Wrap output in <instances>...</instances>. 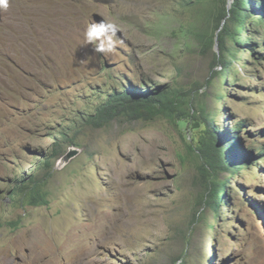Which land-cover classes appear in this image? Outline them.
Here are the masks:
<instances>
[{
  "label": "rangeland",
  "instance_id": "374dc122",
  "mask_svg": "<svg viewBox=\"0 0 264 264\" xmlns=\"http://www.w3.org/2000/svg\"><path fill=\"white\" fill-rule=\"evenodd\" d=\"M255 1L241 32L252 42L231 44L244 55L226 74L212 66L218 47L203 53L168 0L0 4V264H264V0ZM100 22L116 27L110 51L85 38ZM120 86L180 87L192 116L121 111L90 125ZM202 111L236 140L230 169L209 182L190 149L205 133ZM56 150L42 198L12 197ZM226 180L218 213L213 182Z\"/></svg>",
  "mask_w": 264,
  "mask_h": 264
},
{
  "label": "trees",
  "instance_id": "16d2710c",
  "mask_svg": "<svg viewBox=\"0 0 264 264\" xmlns=\"http://www.w3.org/2000/svg\"><path fill=\"white\" fill-rule=\"evenodd\" d=\"M168 1H171L175 7L171 12L182 16L181 32L189 38L192 37L203 53H211L212 49L217 46L219 52L211 53L213 69L222 67L223 74L228 73L234 61L239 60L238 54L244 55L242 51L232 49L231 44L234 43L240 47L241 43L252 42L250 39L245 42L241 37V32L245 33V29L249 31L245 27L248 23H252V15L247 8L256 10L257 2L255 0H234L229 7L230 0ZM262 23L264 20L261 22L264 26ZM119 89L120 91L114 90L113 93L105 95L103 102L96 108L95 114L86 116L90 125L101 127L104 123L114 119L121 111L129 112L136 119L146 120L163 117L171 121L179 119L185 122L192 116L189 113L190 93L180 87L153 88L147 86L144 89L135 90L132 87L120 86ZM201 115L203 124L206 126L205 133L197 142V146L191 145L190 149L196 161L200 163L202 176L209 182L218 171L230 169L228 164L225 165V156L227 150L230 152L235 150L232 144L236 140L228 136L227 132L220 131V127L209 119L205 112L202 111ZM62 156L63 151L56 150L55 154L44 156V160L38 162L39 165H32L37 173L29 178H23L22 182L12 189L11 196L21 194L23 198H26L30 193L32 201L37 203L42 198L41 190L51 177L56 161ZM235 170L237 171L236 168ZM43 172H45L44 178L40 175ZM228 184L229 180L213 182L211 205L218 213L222 204L227 202ZM195 219L196 226H198L206 220V217L205 215L201 218L194 216L193 221Z\"/></svg>",
  "mask_w": 264,
  "mask_h": 264
},
{
  "label": "clouds",
  "instance_id": "9594fccd",
  "mask_svg": "<svg viewBox=\"0 0 264 264\" xmlns=\"http://www.w3.org/2000/svg\"><path fill=\"white\" fill-rule=\"evenodd\" d=\"M0 4L6 7L7 0H0ZM115 32L116 27L114 24L104 22L94 23L87 27L85 31V38L90 43H96L99 41V43H96V51H110L115 43L113 39Z\"/></svg>",
  "mask_w": 264,
  "mask_h": 264
},
{
  "label": "bare ground",
  "instance_id": "6f19581e",
  "mask_svg": "<svg viewBox=\"0 0 264 264\" xmlns=\"http://www.w3.org/2000/svg\"><path fill=\"white\" fill-rule=\"evenodd\" d=\"M104 218V217H103Z\"/></svg>",
  "mask_w": 264,
  "mask_h": 264
}]
</instances>
